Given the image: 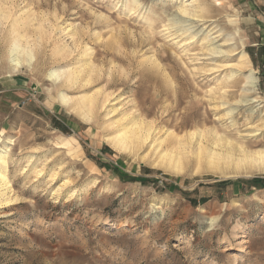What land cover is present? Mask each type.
I'll return each mask as SVG.
<instances>
[{
    "label": "rangeland",
    "instance_id": "obj_1",
    "mask_svg": "<svg viewBox=\"0 0 264 264\" xmlns=\"http://www.w3.org/2000/svg\"><path fill=\"white\" fill-rule=\"evenodd\" d=\"M14 1L36 18L84 27L82 44L102 69L98 86L118 65L107 87L117 98L108 106L137 109L177 134L158 150H181L183 164L165 163L148 140L123 151L107 139L103 113L87 123L54 92L49 97L46 73L59 64L50 47L38 50L32 69L11 73L2 64L0 148L11 142L0 187V264H264V170L208 163L213 153L230 151L234 162L239 147L264 150V0H199L207 7L199 18L179 12L183 0ZM110 32L107 43L94 37ZM0 33L5 44L6 29ZM211 45L235 50L210 54ZM240 51L257 79L248 94L256 102H237L248 70L229 62ZM149 56L158 68L143 61ZM69 58L62 63L78 59ZM223 90L228 103L217 106L214 94ZM201 130L232 146L211 133L186 136Z\"/></svg>",
    "mask_w": 264,
    "mask_h": 264
},
{
    "label": "bare ground",
    "instance_id": "obj_2",
    "mask_svg": "<svg viewBox=\"0 0 264 264\" xmlns=\"http://www.w3.org/2000/svg\"><path fill=\"white\" fill-rule=\"evenodd\" d=\"M185 1L187 0H183L179 5V12L181 14L197 18L203 17L201 13H204L207 10V7L204 6V4L201 5L199 0H191L190 3H196V6H194L196 10L192 12L193 10L190 11L189 7L184 4ZM134 2H136V0ZM219 2L220 1H218L217 4H219ZM133 6L136 7V4ZM16 9L14 0H0V31L6 29L8 38V40H5L6 43L3 44L2 34L0 33V67L2 64H6L7 70H10L11 73L18 72L23 67L32 69V66H34L37 62L36 53L38 50L45 48V46L50 47L49 56L53 62L58 61L59 64L49 68L46 73L47 77L54 84L52 88H47L49 97H51L52 92H54L61 105L77 114V116L87 123L97 122L98 115L103 113L105 122L102 124V128L109 130V136L107 139L111 141L116 147L122 149L123 151L133 152L134 147L138 148L148 140L150 143H152L150 145L151 148L158 150L159 145L162 146V143L165 142L168 137L172 136L173 140H177L179 138L173 131L162 130L163 128L159 129L155 127L151 121H145V119L140 116L141 113L137 109H135V112H128L127 110H123L122 106H117L116 104L108 106L111 100L117 98L114 96L113 91L107 90V87L110 85L109 79L111 71L118 65L116 64L117 66H115L112 64L110 66V70L105 73L106 76L104 78V83L101 86H98V80L101 77L100 75L102 69L96 64L97 58L95 59L93 56V49L86 44H82L84 38L83 35L86 32L84 27L83 29H81V27V31H79V29L73 27L72 24L63 25V23H65L64 21L61 24H55L56 22L51 23L52 21H47L43 17L36 18L34 13L30 11L27 5H24L20 8L18 7L17 10ZM12 10L14 12L16 10V16L15 19H13L11 22H8L11 17ZM147 21L150 22V19H147ZM24 27H32V31H35L34 36H28L25 29H23ZM112 33L113 32L107 34L108 36L106 38H104L100 33H94V37L97 41H100V43L103 41V39H105L107 43L108 39L113 36ZM219 36L220 34H217L215 37ZM191 37V35H188L186 39H190ZM86 38L88 37L86 36ZM231 39L232 37L224 38L223 43H226ZM215 42L216 41H214V43ZM241 45H243V42L240 41V46ZM79 49H81L80 52ZM207 49L210 54H224L234 51L235 46L229 45L224 50L218 45L212 47L207 46ZM238 53L237 60L234 62H229L230 66L237 68L239 71H241L240 68L243 66L246 68V70H248V72L243 75L244 86L242 88V96L237 102L245 104L247 102H256L254 98L248 97V94L252 91L257 82V79L254 75V70L252 67L250 68V60L247 56V53L244 51H240ZM75 56L78 57V59H72L75 61H72L68 64L62 63L67 58H73ZM143 59L145 63L153 67H159L152 56L145 57ZM120 72H123V69H121ZM229 76L232 77L233 75L230 73ZM228 96L229 95L227 92L223 90L221 93L214 94L213 98L218 100L219 103L217 106H222L225 103H228ZM118 110L119 113L117 115L109 118V116H112L113 113ZM262 118L264 119V113ZM203 132L204 131L202 130L198 131L197 133L191 132L186 134V136L193 137L194 135H198V138L201 140L206 136V134L211 133L210 131ZM154 133L161 134H159L157 137H154ZM211 136L215 142H225L227 145H230V147L232 146L231 143L223 140L222 137L215 133H211ZM182 137L183 136L180 138ZM9 142H11V138H8L7 142L0 148V163L2 164L0 168V187L5 185V156L10 149L8 146V144H10ZM239 148H241L242 154L237 158V160H234V162L230 157V151H228L223 154V156L222 154H211V156L208 157V163L216 165L220 159H228L230 162L234 163V166L237 170L246 169L247 172V168L250 167H255L254 169L256 171L264 170V150L260 149L256 151H249L244 147ZM198 149L200 153L203 149L202 145L199 146ZM180 151L176 152L168 148L160 149L158 150V158L167 161L165 163H168V165L179 169L183 164L182 154ZM155 156L157 155L155 154ZM198 158L200 159L201 156H198ZM162 165L167 166L164 163H162ZM248 172H250V169ZM6 199L7 201L10 200L9 196Z\"/></svg>",
    "mask_w": 264,
    "mask_h": 264
}]
</instances>
